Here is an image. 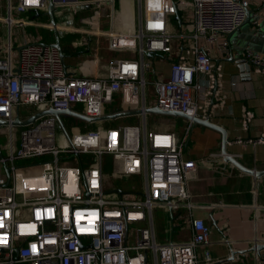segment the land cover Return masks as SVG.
I'll use <instances>...</instances> for the list:
<instances>
[{
  "label": "built area",
  "instance_id": "built-area-1",
  "mask_svg": "<svg viewBox=\"0 0 264 264\" xmlns=\"http://www.w3.org/2000/svg\"><path fill=\"white\" fill-rule=\"evenodd\" d=\"M103 1L7 0V15L0 21L9 32L13 25H31L11 13L47 12L49 3L74 11L73 7L90 2L95 15L102 17ZM136 1L135 31L102 33L96 26L90 32L106 38L110 51L138 56L109 60L106 74L100 77L69 71L54 43L25 42L15 54L10 37L0 46V120L7 123L0 127L6 134V156L0 158V264L212 262L211 225L195 215L182 156L191 122L187 121L181 137L148 129L144 116H139L141 126L85 133L72 128L70 135L62 119L59 124L52 115L27 126L12 125L48 109L71 110L89 118L124 110L143 112L149 107L148 86L151 106L209 120L211 108L224 104L223 71L214 65L213 50L224 56L230 53L227 36L245 23L249 0ZM187 9L190 20L184 14ZM176 13L181 24L174 31ZM47 26L55 31L58 27ZM97 50L94 47L93 66ZM243 57L252 72L264 75L261 56L245 49ZM156 59L169 63L167 76L157 74ZM114 103L118 107L105 112ZM20 108L33 110L25 115ZM253 118L251 112L243 113V129ZM235 142L264 145V133ZM128 177L139 180V190L118 185ZM154 209L170 214L168 242L158 239Z\"/></svg>",
  "mask_w": 264,
  "mask_h": 264
},
{
  "label": "crops",
  "instance_id": "crops-1",
  "mask_svg": "<svg viewBox=\"0 0 264 264\" xmlns=\"http://www.w3.org/2000/svg\"><path fill=\"white\" fill-rule=\"evenodd\" d=\"M86 6L78 12L53 7V21L56 26L61 27L59 30L63 31L48 28L47 25L51 24V17L47 12L30 11L24 19L31 22V25L28 26L32 28L43 27L45 24L41 21L45 19L46 28L54 35L62 32L81 35L84 44L80 50L78 49L79 52L77 49L76 52L73 49H68V43L64 45L65 52L61 50L62 53L64 52V63L67 69L71 72L75 71L76 75L100 77L106 74L108 59H138L137 54L131 51H110L107 39L104 37L100 39L104 41L103 50L105 51L99 53L100 57L97 59L96 66H93L92 63L93 55L90 56L94 41L98 42L99 40L98 36L90 34L96 26L103 32L115 31L117 33L132 32L138 28L137 1L105 0L99 9L102 17L93 16L96 9L94 4L89 2ZM184 14L188 20L191 19L189 9ZM0 18L2 17L0 16ZM254 22L258 23L257 27ZM175 23L178 30L179 25L177 21ZM243 25H246L244 32L241 31ZM243 25L233 34L227 36L230 51L228 55L224 56L213 50L214 65L221 66L223 71L222 99L224 104L222 107L211 108L209 121L225 130L226 149L229 155L248 169L264 171V145L237 144L235 142L237 138L248 140L264 133V75L255 74L251 70L247 73L242 69L245 65L242 63V60H245L244 50H250V46L257 48L256 43L261 42L260 37H264V0H249L247 20ZM235 34L240 38H249L253 43L255 42V45H252L250 41L243 47L242 52L237 53L239 52L238 47L234 49L231 45V38ZM58 37L61 40L60 35ZM35 38L29 42L43 41L40 37ZM262 41L264 44V39ZM176 45L177 42L174 46L176 47ZM20 46L21 44L16 50ZM178 48L179 44L174 50ZM256 52L253 53L264 59V50L258 49ZM114 53L118 56L114 57ZM74 66L77 67V70ZM154 68L159 76L165 77L168 75L169 63L156 59ZM148 77H150V72ZM149 94L152 95L151 87ZM214 105H216V101ZM114 109L116 108H110L108 112H112ZM246 111L251 112L254 118L248 124L247 129H243L241 116ZM199 128L197 136L187 145V157L198 163L199 170L196 178L188 183V191L190 201L195 206L194 212L198 214L197 217L211 225L209 215L212 213V217L216 220L215 227L211 225L208 247L212 259L210 264H264V176L256 179L240 172L229 163L223 162L219 155L220 134L206 128ZM165 130L174 132L170 129ZM252 184L254 186H251ZM257 247L261 248L257 249Z\"/></svg>",
  "mask_w": 264,
  "mask_h": 264
},
{
  "label": "rangeland",
  "instance_id": "rangeland-1",
  "mask_svg": "<svg viewBox=\"0 0 264 264\" xmlns=\"http://www.w3.org/2000/svg\"><path fill=\"white\" fill-rule=\"evenodd\" d=\"M12 2V1H11ZM13 3V2H12ZM7 0H0V16H6L7 15ZM11 16L14 18H26L28 16L27 12L25 14L19 15V14H15V13H11ZM93 16L95 15V11L93 13ZM77 19V18H76ZM43 24H45L43 27H38V28H32L28 25L26 26H12L10 29V32L8 31V29L6 28V26H4V24L0 21V46H3L7 41L8 38L10 37L11 42L13 43V53H16V48L18 47V45H22L23 43H25L26 41L29 42L30 40L34 39L35 37H40L42 38V42L48 43V44H53L54 40H55V35L52 33V31H50L48 28H46V20L42 19L41 21ZM64 23H66V21L64 20ZM244 26L243 25L241 31L244 32ZM173 28L174 31L177 30L178 26L176 23H173ZM100 30V28H99ZM73 32V31H72ZM100 32L105 33L103 31L100 30ZM59 33L58 35H60L61 40L59 38L60 41V47L61 50L65 52L66 47H64L65 43H68L69 46H67L68 49H73L74 52H76L75 50L79 49L83 46L82 44H84V41L81 39V35L80 34H73V33ZM66 35V36H65ZM96 36V35H95ZM238 35L235 34L232 36L231 38V45L232 47H234V49H236L235 47H238V51L237 53L242 52L243 47H245V45H247L248 43H250L252 45H255V42L253 43L252 40H250L247 37H237ZM99 40L98 42L94 41V47L97 46V51H96V58L98 59L99 53L101 54L104 49V41H102V36H98ZM262 38V39H261ZM264 37H260L261 42L256 43L257 48H255V46H250V50L251 52H256L258 49L260 50H264V44H263V40ZM36 40V38H35ZM96 40V39H95ZM77 46V47H74ZM94 47L92 48V52H90V56L93 55L94 57ZM79 50L77 52H79ZM249 50V51H250ZM235 51V50H234ZM63 52V53H64ZM257 53V52H256ZM114 57H117L118 54L114 53L113 54ZM110 60V59H108ZM107 60V61H108ZM74 68L76 69L77 67L74 66ZM77 70V69H76ZM148 91V98H147V106H151L152 105V97L149 94L150 93V87L147 88ZM118 105L117 103H114L112 106L107 107L105 112H108V110H110V108H117ZM81 109V108H80ZM33 108H20V112L22 114L28 115L32 112ZM125 119V120H124ZM124 119H117L111 122H108L107 124L105 123L104 125L98 126L96 125V128L91 127V124H87L84 122H79L77 120H72V119H66V118H62V123L63 126L65 128V132L67 135H70L72 133V128L78 129L79 132L85 133V132H89V131H93V130H103L106 127H118V126H141V117L139 116H132V117H128V118H124ZM210 119V118H209ZM146 124H147V128L150 129H155V130H165V129H170L173 130L178 137H181L183 135V133L186 131V125H187V121L180 119V118H173V117H158V116H147L146 118ZM201 126L199 125H193L191 126V128L188 131V143L191 142L192 140H194V138L197 136L198 130H200ZM203 128V127H202ZM165 131H169V130H165ZM16 136V133H14ZM6 145V134H5V130H3V128H1L0 130V151L1 154L3 156H6L5 150L3 149ZM62 145H64V142L62 143ZM193 163L198 164L196 161H194ZM18 165L20 163H17ZM196 172V174L198 175L199 170H194ZM198 171V172H197ZM118 185L126 190H139L140 189V183L138 179H134L132 177H128L125 179H122L120 182H118ZM182 212L184 213V209H182ZM197 213L195 212V215ZM198 216V214L196 215ZM153 221H154V228L156 231V234L158 236L159 241H165L168 242L170 240V235H171V228H170V214L168 212V210H164V209H154L153 212Z\"/></svg>",
  "mask_w": 264,
  "mask_h": 264
},
{
  "label": "water",
  "instance_id": "water-1",
  "mask_svg": "<svg viewBox=\"0 0 264 264\" xmlns=\"http://www.w3.org/2000/svg\"><path fill=\"white\" fill-rule=\"evenodd\" d=\"M87 6L86 5H78V6L73 7V9L76 12H78L79 10L84 9ZM88 8H89V6H88ZM47 14L51 17V25L55 26V23H54L53 18H52L53 17V4L52 3H49V5H48ZM175 19H176L178 25H180L181 20L179 18L178 13H176ZM54 41H55L53 44L54 48L57 51H59L61 54V57L64 58L65 56L61 51L60 41H59V37L57 34L55 35ZM242 63L245 64L242 67L243 71H247V73H249L250 72V66H249V63L247 62V60L246 61L242 60ZM43 115L54 116L59 124H61L62 118H67V117L74 118L77 121L84 122L87 124H93V123H99V122H111V121H114L117 119L128 118V117H132V116L147 117L148 115L149 116L151 115V116H158V117L180 118V119H183L185 121L191 122L193 125H199L203 128L215 131V132L220 134L221 137H220L219 155L222 157L223 162L229 163L230 165H232L233 167L238 169L240 172L247 174L249 176H252L256 179H259V178L264 176V171H254V170L248 169L245 166H243L241 163H239L233 156H231L227 153V149H226L227 137H226L225 130L222 129L220 126L210 122L208 119L189 117V116L184 115L183 113H180V112H172V111L167 112V111L160 110L159 108H157L155 106H149L148 108H145L143 112H141L140 110H126V111L124 110V111H120V112H114L111 114L105 113L102 116L97 117V118H89V117H86V116H84L78 112H74L71 110L56 111V110L48 109V110H45L43 112H37L36 114H34L33 116H31L30 118H28L27 120H24V121L15 120L12 123V125L17 126V127L27 126L28 124L33 123L36 118H39ZM5 125H7V123L0 120V127L5 126ZM0 158H1V151H0ZM5 171H7V168H5ZM117 192L119 194H121L120 191H117ZM209 218H210L212 227H215L216 220L212 217V213H210ZM260 248L261 247H257V249H260Z\"/></svg>",
  "mask_w": 264,
  "mask_h": 264
},
{
  "label": "bare ground",
  "instance_id": "bare-ground-1",
  "mask_svg": "<svg viewBox=\"0 0 264 264\" xmlns=\"http://www.w3.org/2000/svg\"><path fill=\"white\" fill-rule=\"evenodd\" d=\"M59 28L60 27L58 26V29ZM159 139H160V137H158L156 140H159ZM182 156H183V161L185 163V170H186V177H187V189H188V183L190 181L194 180L197 176L196 172L193 170H195V169L198 170V164L193 163L194 161L187 157V146H184L182 148ZM226 164H228V163H226ZM255 183H256V180H255ZM254 184H252L251 186H254ZM189 198H190V194H189Z\"/></svg>",
  "mask_w": 264,
  "mask_h": 264
},
{
  "label": "trees",
  "instance_id": "trees-1",
  "mask_svg": "<svg viewBox=\"0 0 264 264\" xmlns=\"http://www.w3.org/2000/svg\"><path fill=\"white\" fill-rule=\"evenodd\" d=\"M115 110V109H114ZM113 110V111H114ZM107 124L108 122H103V123H93V124H91L92 126L91 127H93V128H96V125H98V126H101V125H104V124Z\"/></svg>",
  "mask_w": 264,
  "mask_h": 264
}]
</instances>
